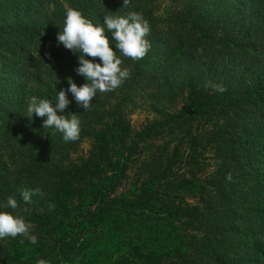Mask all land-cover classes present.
Instances as JSON below:
<instances>
[{
	"label": "trees",
	"instance_id": "obj_1",
	"mask_svg": "<svg viewBox=\"0 0 264 264\" xmlns=\"http://www.w3.org/2000/svg\"><path fill=\"white\" fill-rule=\"evenodd\" d=\"M155 3L0 0V211L16 215L15 197L37 236L0 239V264H264V0ZM68 8L94 25L135 11L151 28L143 59L121 57L119 88L87 111L67 94L73 142L27 117L32 96L86 82L57 42ZM142 109L153 117L133 128Z\"/></svg>",
	"mask_w": 264,
	"mask_h": 264
},
{
	"label": "clouds",
	"instance_id": "obj_2",
	"mask_svg": "<svg viewBox=\"0 0 264 264\" xmlns=\"http://www.w3.org/2000/svg\"><path fill=\"white\" fill-rule=\"evenodd\" d=\"M129 4L130 0H123V7ZM104 26L107 33H111L112 39H109ZM150 31L149 22L142 13L135 11H130L123 16H104L103 24L94 25L80 10L68 8L63 30L57 34V42L73 54H79V66L75 71L86 82L77 86L70 77L67 78L68 87L57 92L55 103L32 96L27 102V117L32 118L35 114L37 117L45 118L42 127L54 128L62 133L65 142L78 140L81 132V121L78 116L73 113L69 118L67 115L57 114L63 113L70 105L71 101L67 94L71 93L77 105L87 111L98 92L103 94L119 88L130 78L129 70L121 67L123 64L121 57L133 61L143 59L151 49V44L146 38ZM112 41H115V49L111 46ZM86 56L92 59H86ZM96 58L100 63L94 62ZM205 88L221 93L226 91L224 85L210 81L206 82ZM226 178L230 181L231 174ZM36 194L42 195L40 189L31 192L24 190L21 193L24 205L31 204V197ZM4 207L12 209L17 214L0 211V239L22 236L30 243L36 244L37 236L31 233L32 224L20 214H30V209L22 206L13 196L7 197ZM54 207L49 205L50 210ZM36 264H48V261L39 259Z\"/></svg>",
	"mask_w": 264,
	"mask_h": 264
},
{
	"label": "rangeland",
	"instance_id": "obj_3",
	"mask_svg": "<svg viewBox=\"0 0 264 264\" xmlns=\"http://www.w3.org/2000/svg\"><path fill=\"white\" fill-rule=\"evenodd\" d=\"M169 0H156V13L158 15H161L163 12L164 6L168 4ZM153 117L152 114L147 112V110H135L131 114L128 115V119L130 121V124L133 128H138L142 122H144L146 119L149 120ZM88 140H84L77 148L75 156H81L84 155L88 149ZM103 236H106L105 234ZM109 236V235H108ZM113 236V235H110ZM107 237V236H106ZM106 237H103L106 239Z\"/></svg>",
	"mask_w": 264,
	"mask_h": 264
}]
</instances>
